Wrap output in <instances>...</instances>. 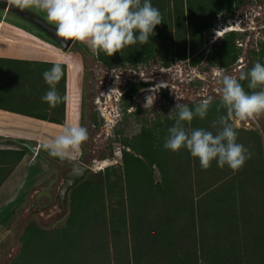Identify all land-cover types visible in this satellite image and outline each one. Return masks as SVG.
<instances>
[{"label": "trees", "instance_id": "16d2710c", "mask_svg": "<svg viewBox=\"0 0 264 264\" xmlns=\"http://www.w3.org/2000/svg\"><path fill=\"white\" fill-rule=\"evenodd\" d=\"M240 3L241 0H151L162 22L155 26L149 42L127 46L110 57L100 52L95 58L101 66H134L147 61L153 53L161 56L164 65L184 59L186 44L193 54L196 44L201 43L202 30L212 23L217 11L230 10L232 4ZM235 34L229 31L224 35L217 51L211 52L212 61L227 65L236 59L232 42ZM171 49L175 51L168 60L167 51ZM252 51L250 68L244 73L256 62L264 64L263 43H259L257 52ZM201 59L199 52L189 62L197 64ZM59 64L63 75L55 87L62 102L50 107L41 99L43 111L37 115L56 123L63 122L65 98V65ZM239 82L249 94L264 90V85L249 88V79ZM49 87L44 82L41 93L44 95ZM137 87L130 83L129 98ZM191 103L187 104L190 109L194 108ZM3 105L2 109L23 113L12 104ZM171 112L173 119L165 117L149 125L141 124L136 134L119 140L120 172L115 169L118 165L105 164L103 182L83 180L77 184L78 191L69 198L65 224L52 237L45 241L41 229L25 227L19 239L20 253L9 264H264V161L258 135L233 127L238 132L237 143L244 145L251 157L238 171L227 165L219 167L215 160L205 170L187 149L174 152L164 148L177 109ZM228 114L219 99L204 118L196 116L182 124L188 132L205 129L216 134L221 125L213 127V122L223 116L229 124ZM24 152L0 150V183ZM240 212H245L243 221Z\"/></svg>", "mask_w": 264, "mask_h": 264}, {"label": "rangeland", "instance_id": "374dc122", "mask_svg": "<svg viewBox=\"0 0 264 264\" xmlns=\"http://www.w3.org/2000/svg\"><path fill=\"white\" fill-rule=\"evenodd\" d=\"M11 1L13 2V0ZM232 6L230 10L220 9L217 11L212 23L202 30L201 43L196 44L193 54H191L187 43L184 59H174L167 65L163 64L158 53H153L147 61L134 66L129 64L101 66L96 60L93 50L82 42L80 43L85 46L86 51L78 52L80 57L76 55L77 61L67 56L63 59L66 61L65 65L70 77L69 90L72 91L67 99L66 121L63 120L62 123L57 124L56 122H42L35 118H29L30 121L24 126L19 125L21 119L15 121V125H19L16 129L27 131V135L33 143L39 142V147H36L38 155L29 159L27 186L24 184L25 177L23 175L22 180L16 186L3 188L0 191V264H9L19 255L21 247L19 239L25 227L33 225L41 229L45 232L42 239L46 241L64 226L69 214V198L78 191L77 184L83 180H88L91 183L103 182L105 180L103 171L105 164L121 166L122 145L119 142L121 138L136 134L140 130L141 124L149 125L151 122L165 117L169 119V115L172 113L171 109L175 107L176 103L187 105L188 102H192L191 106L195 107L201 100L211 97L213 106L221 99L219 89L222 85L218 83L219 78L216 74L220 72L239 79L241 72L250 68L252 50L257 52L260 42L264 46V0H241L239 6L236 4H232ZM28 8H32L39 16H44L47 19L44 10L37 7ZM245 14L247 19L243 22ZM0 16L5 24L15 25V22L20 25L18 28L33 29L31 24L14 14H3L0 11ZM224 16L225 18H223ZM229 24L237 30H234L236 34L232 40L237 57L224 65L212 61L210 56L211 52L217 51V47L228 31L221 35L216 32L223 31L224 25ZM34 34L37 40L43 37L44 40L58 47L42 34H40L41 37ZM10 45L4 47L3 53H11V55H18L21 58H29L28 56L45 60L51 58L46 53L39 57L34 54V52L37 53L35 49L28 48L30 51L28 54L27 51H22L23 47L20 45L15 43H10ZM71 49L72 47L68 49L69 53H72ZM173 51L175 49L167 51L168 60H171ZM199 52H202L201 61L191 64L190 58ZM186 67L187 69H184ZM201 67H205V69H201ZM131 82L138 87L125 101L122 99L123 95L120 96V94ZM115 87L118 88V92H115ZM142 90L153 92L155 99L151 107H144V104L139 103ZM75 91H78L79 99L78 96L74 97ZM176 96L180 98L178 101ZM128 105L129 107L126 109ZM135 106H137L135 115H131L132 113L128 110ZM228 120L232 127L252 130L258 135L264 161V113L244 120L229 113ZM74 123L87 129V141L78 150L70 149L64 159L50 155V151L43 145L51 143L62 133L65 126ZM109 152L111 153L109 154ZM99 158H102L103 161H99ZM170 159L171 154L166 161L167 165H169ZM74 161L85 163L91 169L67 191L62 208L56 211V203L53 199L57 185L64 172L71 167ZM120 166L115 167L117 173L120 172L118 171ZM153 173L156 179V167L153 169ZM250 203L252 204V202ZM240 213H242L240 216L243 221L245 212Z\"/></svg>", "mask_w": 264, "mask_h": 264}, {"label": "clouds", "instance_id": "9594fccd", "mask_svg": "<svg viewBox=\"0 0 264 264\" xmlns=\"http://www.w3.org/2000/svg\"><path fill=\"white\" fill-rule=\"evenodd\" d=\"M13 2L21 9L37 7L44 10L48 21L55 24L59 37L65 41L86 43L95 54L104 52L109 57L138 42L141 45L147 44L155 26L162 22L161 13L152 6L151 0H13ZM234 30L237 31L235 27ZM62 75L59 63H54L50 69L43 72V78L50 87L41 99L50 107H56L62 102V97L55 87ZM216 75L219 78L218 83L222 85L219 89L221 102L229 113H234L241 120L264 113V90L249 94L239 82L249 79L251 89L264 85V64L256 62L247 73L241 72L239 79L220 72ZM154 99V95L147 97L144 107H151ZM176 99L178 101L180 98L176 96ZM211 104V97L201 100L191 109L185 104L176 103L175 124L168 129L169 135L163 146L174 152L181 148L187 149L192 157L199 159L200 166L205 170L210 168L212 161L215 160L219 167L227 165L233 171H238L251 157V153L244 145L237 143L238 132L223 116L213 122V127H216L217 123L221 125L216 134L205 129L188 132L182 124L184 121L190 123L196 116L204 118ZM169 118L174 117L170 114ZM87 139V129L74 123L65 126L60 135L43 147L50 151V155L64 159L70 149H80Z\"/></svg>", "mask_w": 264, "mask_h": 264}, {"label": "crops", "instance_id": "0c3cea01", "mask_svg": "<svg viewBox=\"0 0 264 264\" xmlns=\"http://www.w3.org/2000/svg\"><path fill=\"white\" fill-rule=\"evenodd\" d=\"M4 13L7 12H3V14ZM30 31L32 30L25 27L18 28V25L5 24L0 20V106L3 104L6 106L8 104L10 106V104H12L13 108L15 106L20 108L19 110H23V113H20L0 107V150H25L18 163L0 183V191L3 188H12V186H16L22 180L23 175L25 177V186L28 184L27 169L30 165L29 159L30 157L38 155L37 148L39 147V142L35 141V143H33L27 135V131L16 128L19 125L24 126L28 123L30 121L29 118H35L42 122H50L40 119L37 116L43 111V107L41 106V97L43 93H41L40 87L45 82L43 72L52 67V65L48 63H63L65 65L66 61L63 59L66 56L72 60L77 61L78 59L73 52L69 53L66 50H62L58 45L59 48L44 40L43 37L42 39L40 38L41 40H37L34 34L35 32L32 31L34 32L32 33ZM10 43L20 45L23 47L22 51H27L28 54H30L28 48L35 49L37 53L34 52V54L39 55V57L46 53L51 56V58H49V60L34 59L35 57L30 56H28L29 58H21L18 57V55H11V53H3L4 47L6 45L11 46ZM71 66L73 65L71 64ZM69 80L70 77L65 65V98L62 114L64 121L67 119V99L70 93ZM77 96L78 91H75L74 97L77 98ZM79 97L80 95L78 99ZM47 112L48 115L50 111L47 109ZM19 119H21V123L15 125V121ZM25 144L36 145L37 154L31 155L26 150Z\"/></svg>", "mask_w": 264, "mask_h": 264}, {"label": "water", "instance_id": "95a60500", "mask_svg": "<svg viewBox=\"0 0 264 264\" xmlns=\"http://www.w3.org/2000/svg\"><path fill=\"white\" fill-rule=\"evenodd\" d=\"M11 0H0V11L8 12L10 9ZM56 45H58L62 50H67L71 41H65L64 38H61L57 35L56 30H52V37L50 38ZM201 69H205V67H201ZM147 93H142L140 97H144ZM143 104V103H142ZM145 105V104H144ZM26 150L31 154L35 155L36 146L32 144H25ZM91 168L85 163L74 161L71 167L66 170L61 177L58 185L57 191L54 196L55 210L58 211L63 206V201L67 194V191L77 182H79L87 171Z\"/></svg>", "mask_w": 264, "mask_h": 264}, {"label": "flooded vegetation", "instance_id": "af4514ba", "mask_svg": "<svg viewBox=\"0 0 264 264\" xmlns=\"http://www.w3.org/2000/svg\"><path fill=\"white\" fill-rule=\"evenodd\" d=\"M7 13H11V14H14L16 15L18 18L20 19H23L26 23L28 24H31L33 26V29H31L32 31H34L35 33L37 34H42L43 36H45L46 38L50 39L52 37V30H56V26L55 24H53L52 22L48 21V19H46L45 17L43 16H39V14L33 10L32 8H24V9H21L19 7H17L15 5V3H13L11 1V4H10V9ZM245 19H247V16L246 14L243 16V22H245ZM72 47V52L73 54H76V55H79L80 56V53H78L79 51H86L85 49V46L83 44H81L80 42L78 41H75V40H72L71 43L69 44V47L68 49ZM68 49L66 51H68ZM202 53V52H201ZM184 69H187L184 68ZM119 87V86H117ZM116 88V91L115 92H118V88ZM127 90H128V86L125 87V91L123 92L122 91V94L123 95V98L125 101L127 100L128 98V95H127ZM121 91V90H120ZM143 92L142 93H145V90H142ZM147 94L142 98L140 97L139 98V103H143L145 104L146 103V98L149 97V96H153V92L149 91V92H146ZM137 102V100H135ZM129 107V105L126 107V109ZM136 107L135 106L134 108L128 110V112H131L132 114L131 115H135V111H136Z\"/></svg>", "mask_w": 264, "mask_h": 264}, {"label": "built area", "instance_id": "2783aa9c", "mask_svg": "<svg viewBox=\"0 0 264 264\" xmlns=\"http://www.w3.org/2000/svg\"><path fill=\"white\" fill-rule=\"evenodd\" d=\"M224 18V17H223ZM228 28V30L227 31H229V29L230 30H234V27L231 25V24H229V25H224V29H227Z\"/></svg>", "mask_w": 264, "mask_h": 264}, {"label": "bare ground", "instance_id": "6f19581e", "mask_svg": "<svg viewBox=\"0 0 264 264\" xmlns=\"http://www.w3.org/2000/svg\"><path fill=\"white\" fill-rule=\"evenodd\" d=\"M228 30V28L227 29H224L223 31H220V32H216L218 35H221V34H223V32H226ZM230 30V29H229ZM41 52V51H40ZM42 53V52H41ZM71 89V88H70ZM70 92H72L71 90H70ZM69 116H71L70 115V113H69Z\"/></svg>", "mask_w": 264, "mask_h": 264}]
</instances>
